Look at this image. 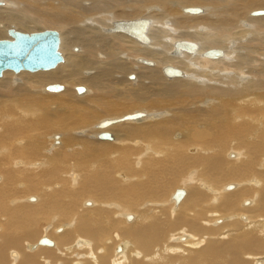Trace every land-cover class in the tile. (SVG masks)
Segmentation results:
<instances>
[{
	"label": "bare ground",
	"instance_id": "obj_1",
	"mask_svg": "<svg viewBox=\"0 0 264 264\" xmlns=\"http://www.w3.org/2000/svg\"><path fill=\"white\" fill-rule=\"evenodd\" d=\"M31 24L64 61L0 77V264H264V0H0Z\"/></svg>",
	"mask_w": 264,
	"mask_h": 264
},
{
	"label": "water",
	"instance_id": "obj_2",
	"mask_svg": "<svg viewBox=\"0 0 264 264\" xmlns=\"http://www.w3.org/2000/svg\"><path fill=\"white\" fill-rule=\"evenodd\" d=\"M186 12L197 13L200 10L197 8L186 9ZM252 14H261L259 12ZM148 20L141 19L135 21L126 28L128 34L138 37L142 42H147L145 37ZM8 37L11 39L0 40V77L3 71L10 70L18 73L22 70L28 72H36L39 70L54 69L58 64L62 63L63 57L59 51L60 39L57 31L44 30L37 33H22L9 29L7 31ZM195 44L192 42H177L175 44L174 54L180 51L193 52L195 51ZM212 52H208V57H213ZM215 57L218 53H215ZM164 73L169 76L180 75L179 71L172 68H165ZM132 76V75H131ZM48 91H60L62 86L52 85L47 86ZM76 91L81 93L84 91L83 87H77ZM139 115H126L123 120L133 119ZM100 138L105 139L106 135H99ZM182 191H177L173 195L176 201L179 200ZM38 243L40 245L50 246L52 242L46 238H41Z\"/></svg>",
	"mask_w": 264,
	"mask_h": 264
},
{
	"label": "rangeland",
	"instance_id": "obj_3",
	"mask_svg": "<svg viewBox=\"0 0 264 264\" xmlns=\"http://www.w3.org/2000/svg\"><path fill=\"white\" fill-rule=\"evenodd\" d=\"M193 8H198V7H193ZM137 19V18H136ZM132 20H134V18L132 19ZM31 25H33V26H31ZM30 25V27L31 28H33V30H26V31H24L23 33H28V34H30V33H35V32H42V31H44V30H54V31H57L59 34H60V37H61V33H60V30H58V29H56V28H50V27H44V25H35L34 26V24H31ZM30 28V29H31ZM22 32V31H21ZM8 36V35H7ZM0 40H2V38L0 39ZM60 46H61V44H60ZM76 50V48L74 49V51ZM60 53L62 54V56H63V59H64V55H63V53L61 52V50H60ZM60 64H62V63H60ZM144 65V64H143ZM53 70V69H52ZM7 71H10V70H7ZM40 71H43V70H40ZM48 71H50V70H48ZM13 72V71H12ZM22 72V71H21ZM28 72V71H27ZM36 72H38V71H36ZM14 73V72H13ZM32 73V72H31ZM14 74H18V73H14ZM135 76V75H134ZM129 80H130V77L128 78ZM133 81V80H132ZM58 85V84H57ZM61 86H62V84H60ZM132 111H137V109H134V110H132ZM143 111V110H142ZM228 185H235V183H229ZM227 185V186H228ZM226 191V190H225ZM30 202H32V201H30ZM171 204V203H170ZM172 205V204H171ZM247 207V206H246ZM131 212V211H130ZM193 221L195 222V221H197V218H193ZM49 231V230H48ZM42 233L44 234H42L40 237H42V236H45L47 233L46 232H43L42 231ZM5 234H7V235H9V233H5ZM182 237H185V235H182ZM181 237V238H182ZM54 240V239H53ZM38 241V240H37ZM54 241H56V239L54 240ZM126 241V240H125ZM125 241H123L122 243H124ZM34 243H36V241H34V242H32V244H34ZM119 244V243H118ZM117 244V245H118ZM173 246H176V245H173ZM119 250V249H118ZM35 252V251H34ZM115 255V254H114ZM116 256V255H115ZM261 257H263L262 255H260ZM116 257H118V256H116ZM247 260H250V258H247ZM251 262H252V260H251Z\"/></svg>",
	"mask_w": 264,
	"mask_h": 264
}]
</instances>
